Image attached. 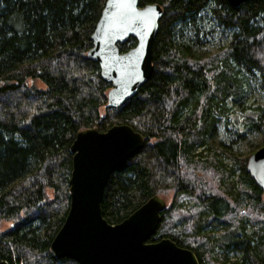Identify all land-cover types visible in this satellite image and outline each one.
Wrapping results in <instances>:
<instances>
[{"label":"trees","instance_id":"1","mask_svg":"<svg viewBox=\"0 0 264 264\" xmlns=\"http://www.w3.org/2000/svg\"><path fill=\"white\" fill-rule=\"evenodd\" d=\"M105 1L0 0V223L12 224L0 230V260L79 264L50 250L69 207L70 145L81 129L128 124L144 144L109 175L106 220L170 191L149 242L169 238L199 264H264V197L248 156L211 140L228 117L239 139L264 133V107L251 101L264 96V0H139L163 10L153 70L115 107L87 57ZM209 40L215 50L202 51Z\"/></svg>","mask_w":264,"mask_h":264},{"label":"water","instance_id":"2","mask_svg":"<svg viewBox=\"0 0 264 264\" xmlns=\"http://www.w3.org/2000/svg\"><path fill=\"white\" fill-rule=\"evenodd\" d=\"M238 6L245 0H227ZM163 10L157 3L106 0L91 34L87 57L98 63L101 77L111 84L107 105L119 106L136 94L151 76L152 45ZM133 37L135 45L120 51ZM144 137L128 124L105 131L96 127L77 131L70 145L69 207L50 242L55 257L79 264H199L195 253L169 238L149 242L166 208L152 195L122 221L110 223L101 201L109 175L137 150ZM246 170L264 197V145L248 156ZM0 264H8L0 260Z\"/></svg>","mask_w":264,"mask_h":264},{"label":"rangeland","instance_id":"3","mask_svg":"<svg viewBox=\"0 0 264 264\" xmlns=\"http://www.w3.org/2000/svg\"><path fill=\"white\" fill-rule=\"evenodd\" d=\"M218 32L220 31L218 30ZM215 48H216L215 41L209 40L208 43L203 47L202 51L211 52L215 50ZM38 83L39 82H37V84ZM39 87L43 88V85L39 83ZM251 101L255 102L256 104L259 103L261 104V106L264 107V96L255 95ZM103 110L104 108L101 107V112H103ZM233 110L234 108L230 110L229 114ZM211 140L219 147V149L223 148L224 145L226 147L230 145L231 150L234 152L236 156H238L239 158H244L246 156H249L254 151H256L258 148L264 145V133H259V132L248 133L245 135L244 138L239 139L236 135H234V126H233L232 118L228 117L227 119H224V118L221 119V121L218 123L216 136L212 137ZM202 148L203 147L199 148L198 151H200ZM203 155H206V154H203ZM195 158L197 157H194V159ZM224 162L228 166H230L233 161L231 159L230 160L226 159ZM50 196H51V192H50ZM162 196L165 198L166 203L170 204L172 192L169 191L167 192V194L162 195ZM240 213L241 214L244 213V209H240ZM11 225L12 224L10 223V221H2L0 223V230L1 231L7 230ZM235 256L236 255L232 253L229 257L231 258V260H233Z\"/></svg>","mask_w":264,"mask_h":264}]
</instances>
